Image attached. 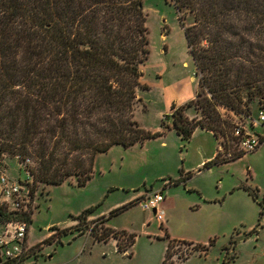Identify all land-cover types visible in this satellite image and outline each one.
<instances>
[{"label":"trees","instance_id":"16d2710c","mask_svg":"<svg viewBox=\"0 0 264 264\" xmlns=\"http://www.w3.org/2000/svg\"><path fill=\"white\" fill-rule=\"evenodd\" d=\"M172 1L199 87L188 103L171 106L172 125L163 124L185 140L201 127L235 141V123L222 110L243 119L252 117L254 106L264 108V0ZM146 20L143 0H0V154L33 160V193L37 182L76 179L83 185L94 175L98 153L162 133L144 129L134 118L150 53ZM188 106L200 116L189 118ZM242 153L219 158L217 152L203 167ZM0 218L31 221L27 212L3 206ZM120 233L126 231L91 232L104 242L117 238V249L126 252L135 234L123 246ZM186 242L199 253L207 249Z\"/></svg>","mask_w":264,"mask_h":264},{"label":"rangeland","instance_id":"374dc122","mask_svg":"<svg viewBox=\"0 0 264 264\" xmlns=\"http://www.w3.org/2000/svg\"><path fill=\"white\" fill-rule=\"evenodd\" d=\"M175 7L172 0H143L150 53L141 69L143 88L138 90L134 118L144 129L162 133L143 144H117L98 153L94 175L83 185L76 179L37 182L33 207L27 212L31 221H26V243L32 248L21 264H164L169 240L168 264H264V124L254 128L263 136L252 152L230 135L220 133L217 138L198 127L185 140L163 124L172 125L171 106L188 103L199 87ZM258 108L253 107L254 119ZM222 112L234 123L249 126V117ZM185 113L189 118L200 116L193 106ZM219 145V158L243 153L203 167ZM204 158L209 159L201 164ZM5 159L12 178L27 179L21 159L11 154ZM159 190L164 195L159 204L163 223L153 210L140 206L149 193ZM87 208H93L91 213L77 218ZM107 227L126 231L118 234L123 246L130 233L135 242L119 252L117 238L104 242L91 234ZM77 228L85 233L78 234ZM186 241L207 249L199 253Z\"/></svg>","mask_w":264,"mask_h":264},{"label":"built area","instance_id":"2783aa9c","mask_svg":"<svg viewBox=\"0 0 264 264\" xmlns=\"http://www.w3.org/2000/svg\"><path fill=\"white\" fill-rule=\"evenodd\" d=\"M259 122L264 124V108L259 109L257 119L249 117V126L241 121L235 122L232 131L233 137L248 152L255 151L262 143L261 136L263 135L254 130ZM16 158L20 159L19 155ZM5 160V155L0 154V195L3 196L0 199V206H3L9 212H29L33 207L34 198L32 192L33 175L30 171L33 160L25 158V160L19 162L28 174L27 179L23 181L10 176ZM163 197L162 191L159 190L149 193L140 202L141 208L153 210L155 218L161 223L164 221V214L159 209V204ZM26 224L23 219L0 218V264H16L19 260L24 262L30 254L32 247L26 243L28 235Z\"/></svg>","mask_w":264,"mask_h":264},{"label":"crops","instance_id":"0c3cea01","mask_svg":"<svg viewBox=\"0 0 264 264\" xmlns=\"http://www.w3.org/2000/svg\"><path fill=\"white\" fill-rule=\"evenodd\" d=\"M193 99V98H192ZM202 129V128H201ZM196 130V129H195ZM204 130H207V129H204ZM207 131H209V130H207ZM210 133H211V130H210ZM219 147H220V145L217 147V151L215 150L213 153H212V156H213V154H214V156H213V158L215 157V155L217 154V152L219 151ZM207 159H209V158H204V159H202V161H201V164L202 163H204ZM206 163V162H205ZM163 191V190H162ZM163 200H164V198H163ZM162 200V201H163Z\"/></svg>","mask_w":264,"mask_h":264}]
</instances>
